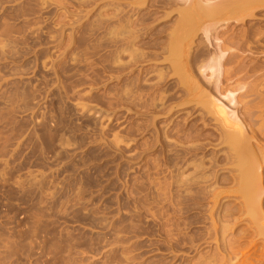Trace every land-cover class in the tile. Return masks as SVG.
Returning a JSON list of instances; mask_svg holds the SVG:
<instances>
[{
    "label": "rangeland",
    "instance_id": "obj_1",
    "mask_svg": "<svg viewBox=\"0 0 264 264\" xmlns=\"http://www.w3.org/2000/svg\"><path fill=\"white\" fill-rule=\"evenodd\" d=\"M99 6L0 0V264H188L176 181L191 157L174 147L212 141L217 123L177 119L173 132L171 118L129 110L107 36L83 30L98 25Z\"/></svg>",
    "mask_w": 264,
    "mask_h": 264
},
{
    "label": "bare ground",
    "instance_id": "obj_2",
    "mask_svg": "<svg viewBox=\"0 0 264 264\" xmlns=\"http://www.w3.org/2000/svg\"><path fill=\"white\" fill-rule=\"evenodd\" d=\"M76 1L88 14L104 6L98 25L78 28L107 36L109 64L129 78L119 93L129 110L144 109L159 122L171 118L164 126L173 132L177 119L217 123L212 141L174 147L191 157V171L184 168L176 181L189 215L188 264H264V0ZM78 12L77 23L85 16ZM151 72L156 81L143 84Z\"/></svg>",
    "mask_w": 264,
    "mask_h": 264
}]
</instances>
